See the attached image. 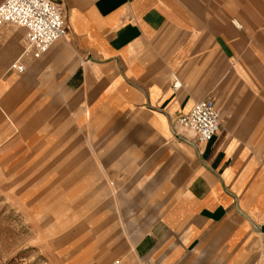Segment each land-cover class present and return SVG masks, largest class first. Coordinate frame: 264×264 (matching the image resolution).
Wrapping results in <instances>:
<instances>
[{"label": "crops", "instance_id": "1", "mask_svg": "<svg viewBox=\"0 0 264 264\" xmlns=\"http://www.w3.org/2000/svg\"><path fill=\"white\" fill-rule=\"evenodd\" d=\"M51 1L66 36L38 59L0 26V169L52 253L264 264V0ZM207 98L217 134H174Z\"/></svg>", "mask_w": 264, "mask_h": 264}, {"label": "built area", "instance_id": "2", "mask_svg": "<svg viewBox=\"0 0 264 264\" xmlns=\"http://www.w3.org/2000/svg\"><path fill=\"white\" fill-rule=\"evenodd\" d=\"M6 24L25 28L23 54L33 59L40 58L66 36L63 12L51 0H4L0 3V26ZM11 69L18 74L24 72L19 62ZM219 127L220 112L210 98L197 102L189 112L172 121L174 133L189 137L195 144L210 141Z\"/></svg>", "mask_w": 264, "mask_h": 264}, {"label": "rangeland", "instance_id": "3", "mask_svg": "<svg viewBox=\"0 0 264 264\" xmlns=\"http://www.w3.org/2000/svg\"><path fill=\"white\" fill-rule=\"evenodd\" d=\"M2 172L0 169V264H63L52 253L50 231L20 206L22 194Z\"/></svg>", "mask_w": 264, "mask_h": 264}, {"label": "water", "instance_id": "4", "mask_svg": "<svg viewBox=\"0 0 264 264\" xmlns=\"http://www.w3.org/2000/svg\"><path fill=\"white\" fill-rule=\"evenodd\" d=\"M174 132V131H173ZM175 134V133H174ZM179 136V135H178Z\"/></svg>", "mask_w": 264, "mask_h": 264}]
</instances>
